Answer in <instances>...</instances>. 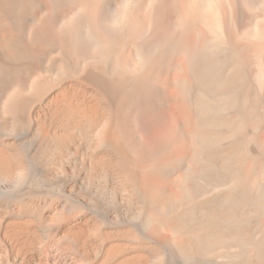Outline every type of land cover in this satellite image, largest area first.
Instances as JSON below:
<instances>
[{"label":"bare ground","instance_id":"1","mask_svg":"<svg viewBox=\"0 0 264 264\" xmlns=\"http://www.w3.org/2000/svg\"><path fill=\"white\" fill-rule=\"evenodd\" d=\"M0 264H264V0H0Z\"/></svg>","mask_w":264,"mask_h":264}]
</instances>
